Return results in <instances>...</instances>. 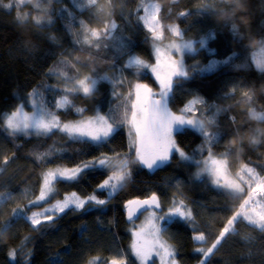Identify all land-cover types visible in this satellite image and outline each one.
I'll return each mask as SVG.
<instances>
[{"label": "trees", "instance_id": "trees-1", "mask_svg": "<svg viewBox=\"0 0 264 264\" xmlns=\"http://www.w3.org/2000/svg\"><path fill=\"white\" fill-rule=\"evenodd\" d=\"M141 1L159 7L162 36L158 43L180 41L170 31V26H176L184 40L196 45L195 53L184 54L191 75L174 87L170 109L179 114L189 102L203 101L195 105V116L214 121L208 124V131L219 137L212 151L227 161L230 178L243 165L264 176V120L251 117L253 109L264 112V72L256 68L253 57L254 53L256 58L264 56V0H97L94 8L81 7V0H0V120L20 103L31 109L28 97L33 90L43 94L45 104L63 121L93 116L97 111L122 116L130 103V85L145 82L155 86L148 70L137 73L134 68L124 69V83L115 87L116 92L123 94L120 98L111 95L113 85L109 81H101L90 96L67 93L72 101L70 107L55 109L54 103L66 94L63 90L74 79L85 75L119 76L118 70L127 63L129 55L153 63L155 41L138 18L143 16ZM37 19L42 23L37 24ZM80 21L98 30L111 21L118 27L112 38L93 48L75 43V34L83 39ZM233 25L238 36L232 33ZM210 32L215 38L208 40L207 47L216 51L214 56L198 43L200 39L207 40ZM211 60L227 63H218L210 72L192 70L194 66L205 69ZM76 108L85 111L80 114ZM126 132L127 127L122 125L117 135L97 146L72 141L58 130L46 136H10L0 124V192L11 193L10 199L0 203V264H88L92 260L108 264L111 258L120 256L126 257L128 264H138L129 246L133 224L144 212L129 221L124 205L129 199H144L153 192L165 208L179 198L192 210L193 223L166 225L163 238L175 247L178 264L199 263L201 254L195 249L211 245L238 208L241 196L212 186L207 177H194L196 164L177 156L151 171L130 165L131 178L105 206L66 210L52 223L38 228L18 218L4 229L13 208L24 207L38 196L42 172L57 165L72 167L101 153L113 157L118 164L116 154L129 153ZM254 138L257 143L252 142ZM177 139L194 160L208 156L207 150L200 151L204 138L195 130L190 129ZM46 153L49 155L44 161L36 158ZM5 157L9 158L7 163ZM130 158L134 159L135 154L131 153ZM104 178L103 173L85 174L78 182L57 183V193L50 203L69 191L86 197ZM97 195L105 198L101 193ZM260 200L264 205V198ZM40 210L32 207L28 215ZM193 224L205 233V242L193 239ZM234 228L208 264H264V231L243 219ZM12 250L14 257L9 256Z\"/></svg>", "mask_w": 264, "mask_h": 264}, {"label": "snow or ice", "instance_id": "snow-or-ice-1", "mask_svg": "<svg viewBox=\"0 0 264 264\" xmlns=\"http://www.w3.org/2000/svg\"><path fill=\"white\" fill-rule=\"evenodd\" d=\"M23 3V0H21ZM97 0H81V7L96 6ZM11 7V5H8ZM103 11V9H101ZM159 7L154 6L152 11L145 9V15L138 17L151 34L154 41H159L162 32L160 21L157 16ZM110 15V13H109ZM185 15V13H181ZM51 21L49 20V23ZM37 24L42 23L41 19L36 20ZM118 25L115 21L106 23L103 30L89 28L83 21H80L81 34H75V43L78 45H88L89 47L99 48L101 41L113 37V33ZM173 35L181 42H173L166 46L164 50L156 44L155 63H147L137 55H129L127 63L118 71L119 76L109 77L107 74L102 76L85 75L82 79H74L70 87L63 91L66 93L54 103L55 109H64L72 106V101L67 93H83L84 96H90L98 90L101 81H109L113 85L111 95L120 98L123 94L115 91L117 85H123V70L135 69L137 73L143 70H149L154 77L157 89L154 90L149 83L137 82L130 85L127 100L130 101L125 106L122 116L115 114H101L97 111L93 116L86 119L81 118L74 121H63L56 111L51 110L43 99V94L33 90L30 96L31 112L25 111L24 104L19 105L7 115L3 116L0 124L3 125L8 135L16 136H41L53 133L58 130L65 134L70 140L79 142H91L97 146L108 142L118 134L122 125L127 126L128 135L131 137L129 153L116 154L119 163H114V158L106 153L99 156H93L91 159L83 160L72 167L57 165L55 168L46 169L41 174V186L39 195L34 200H30L24 207H15L12 209L11 217L3 224L7 229L11 223L24 218L34 228L44 224L52 223L60 214L66 210H85L88 206L102 207L109 203V200L121 190L127 180L132 176L130 165H138L147 170L160 168L162 165L170 162L174 155H178L181 160H192L180 146L177 137L185 135L190 129L195 130L204 138V144L200 151L207 150V158L194 161L201 168L197 176L207 174L211 178L212 184L221 190H228L231 193L240 194L241 201L238 208L227 219L224 227L219 231L215 240L207 248L198 247L196 252L201 254L199 264H208L209 258L218 249L227 235L235 231L234 225L241 219L248 224L254 225L261 231H264V208L257 211L254 205L257 198H264V177H260L255 169L243 165L241 171L236 173L234 178H230L228 173V163L225 159L218 158L212 151L213 143L218 139L219 134L208 131V124L213 120H201L195 116V105L203 101L196 100L190 102L192 106L186 105L177 114L169 107L170 95L174 87L181 79L187 80L191 73L184 63V53H195L197 49L191 40L184 41L181 30L176 26H170ZM232 33L238 36L239 32L235 25L232 26ZM213 33H209L207 40L198 41L201 49L214 56L216 51L207 47L208 40L214 39ZM261 52L264 53V41H261ZM173 52L179 54V59L175 58ZM255 59V66L264 72V56ZM230 59V57H229ZM77 62H79L77 60ZM67 63V61H64ZM218 63H227V60H211L205 69H198L195 66L193 71H212ZM114 67V65H113ZM51 72V70H50ZM67 79V77H66ZM245 96H248L245 93ZM39 97V100H37ZM251 99V97H249ZM83 108H76V112L82 114ZM251 117L254 120H264V112L251 111ZM257 143L255 138L252 141ZM134 153L135 158H130ZM49 154L38 155V160L44 161ZM5 157V163L8 161ZM103 173L105 178L96 184L93 192L86 197L80 196L76 192L65 194L62 199L54 204L50 203L52 197L57 193L55 185L57 183L78 182L85 174ZM97 193H101L105 198H99ZM11 198L10 192H0V203ZM48 204L44 207V204ZM32 207H40L42 210L31 212ZM125 210L129 221H133L138 214L147 211L148 216L140 225L133 224L131 235L133 237L129 250L131 255L138 261V264H152L155 259L159 264H177L175 247L169 244L164 238L163 233L166 225L172 223H193L192 210L183 199L174 198L170 206L165 208L161 204L158 195L153 192L144 199L134 198L125 202ZM193 236L195 241L205 242L206 236L203 231H199L193 224ZM10 257L15 256V250L10 251ZM99 259V258H97ZM89 264H96L92 260ZM108 264H128L126 257H113Z\"/></svg>", "mask_w": 264, "mask_h": 264}, {"label": "rangeland", "instance_id": "rangeland-1", "mask_svg": "<svg viewBox=\"0 0 264 264\" xmlns=\"http://www.w3.org/2000/svg\"><path fill=\"white\" fill-rule=\"evenodd\" d=\"M154 6H156L153 2H146V1H141L140 2V7L142 8V14L143 15H145V9H148L149 11H152L153 10V8H154ZM160 30V29H159ZM160 41V40H159ZM184 41H187V40H184ZM154 42V41H153ZM173 42H177V43H179V42H181V41H166V42H163L162 41V43H158V41H155L154 42V44H153V46H152V52H153V56H154V61H153V63H155V50H154V45H156V44H158L160 47H161V49L162 50H164L165 48H166V46L167 45H169L170 43H173ZM194 42V41H193ZM194 47L196 48V45H195V43H194ZM187 52V51H186ZM185 52V53H186ZM184 53V54H185ZM173 55H174V57L175 58H177V59H179L180 57H179V54H176L175 52H173ZM184 58V57H183ZM184 63H185V61H184ZM149 71V70H148ZM148 73H150V75L153 77V74L149 71ZM83 78V76L80 78V79H82ZM154 78V77H153ZM141 83H145V82H141ZM155 83V82H154ZM152 86V85H151ZM153 87V89L154 90H156L157 89V85H156V83H155V86H152ZM30 97H28V103L30 104ZM191 102H194V101H191ZM21 104H23V103H20L19 105H21ZM28 104V105H29ZM18 105V106H19ZM187 105H189V106H192L191 104H190V102L187 104ZM29 108H31V106L29 105ZM31 110H32V108L31 109H27V108H25V111H29V112H31ZM89 117H91V116H89ZM86 118H88V117H86ZM86 118H84V119H86ZM204 120V119H203ZM65 122H67V121H65ZM127 127V126H126ZM128 131H129V129H128V127H127V137H128V139H129V141H131V137H129V135H128ZM256 136H258V134L256 135ZM258 138V137H257ZM174 156H177L178 158H180L178 155H174ZM218 157V156H217ZM205 158H207V156L205 157ZM204 158V159H205ZM219 158V157H218ZM203 160V159H202ZM188 162H192V163H194V161H199V160H187ZM196 164V163H195ZM196 166V168H195V172H193L192 171V175L194 176V177H197V178H200V177H207V178H209L210 179V182H211V178L207 175V174H203V175H200L199 177L197 176V173L198 172H200L201 171V168L199 167V166H197V164L195 165ZM261 177H264V176H261ZM212 183V182H211ZM212 186H214L213 184H212ZM215 187V186H214ZM72 192H74V191H69V192H66V193H64V195L65 194H70V193H72ZM234 194V193H233ZM39 195V194H38ZM63 195V196H64ZM63 197H61V198H58L57 200H60V199H62ZM34 200V199H33ZM57 200H55L54 202H53V204L57 201ZM254 207H256V209H257V211H259V210H261L262 208H264V205H263V203L261 202V200H260V198H257V203L254 205ZM148 216V212L147 211H145L144 212V214L143 215H141L140 216V218H138L137 219V223H136V225H140L141 223H143L144 221H145V219H146V217ZM132 239H133V237H132ZM197 242H199V241H197ZM89 264V263H88ZM152 264H159V260L158 259H155L153 262H152ZM178 264V263H177ZM199 264V263H198Z\"/></svg>", "mask_w": 264, "mask_h": 264}]
</instances>
